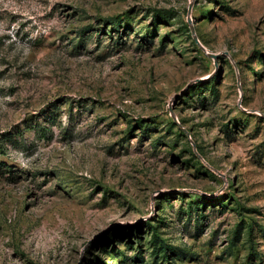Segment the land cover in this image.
Masks as SVG:
<instances>
[{
	"label": "rangeland",
	"instance_id": "374dc122",
	"mask_svg": "<svg viewBox=\"0 0 264 264\" xmlns=\"http://www.w3.org/2000/svg\"><path fill=\"white\" fill-rule=\"evenodd\" d=\"M0 264H264V0H0Z\"/></svg>",
	"mask_w": 264,
	"mask_h": 264
},
{
	"label": "water",
	"instance_id": "95a60500",
	"mask_svg": "<svg viewBox=\"0 0 264 264\" xmlns=\"http://www.w3.org/2000/svg\"><path fill=\"white\" fill-rule=\"evenodd\" d=\"M193 33H194V35H195V38H196V40H197V42H199L201 45H202V43L200 42V40H199V38L197 37V35L195 34V30L193 29ZM204 47V46H203ZM212 54H216V53H214V52H211Z\"/></svg>",
	"mask_w": 264,
	"mask_h": 264
}]
</instances>
